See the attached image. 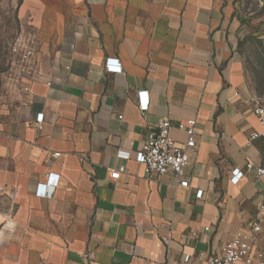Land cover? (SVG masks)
Returning a JSON list of instances; mask_svg holds the SVG:
<instances>
[{
  "label": "crops",
  "instance_id": "0c3cea01",
  "mask_svg": "<svg viewBox=\"0 0 264 264\" xmlns=\"http://www.w3.org/2000/svg\"><path fill=\"white\" fill-rule=\"evenodd\" d=\"M0 2L32 45L0 95V264H209L237 236L264 253V178L247 170L263 161L260 100L243 55L264 46V0ZM191 119L188 186L147 176L149 134L168 120L184 145L176 126ZM49 174L59 184L41 197Z\"/></svg>",
  "mask_w": 264,
  "mask_h": 264
},
{
  "label": "built area",
  "instance_id": "2783aa9c",
  "mask_svg": "<svg viewBox=\"0 0 264 264\" xmlns=\"http://www.w3.org/2000/svg\"><path fill=\"white\" fill-rule=\"evenodd\" d=\"M31 55V51L29 53ZM107 69L113 72H122V66L119 60L108 59ZM260 102L256 105L254 113L257 116L262 130L253 132L250 135V142L257 139L264 140V104ZM43 114L37 117L38 123H42ZM175 126L164 120L158 124L155 131L151 132L143 144L141 150L137 154V162L144 166V171L147 176L157 175L164 176L172 174L179 179L181 187H187L188 182L183 180L184 171L189 162V150L195 147L196 122L194 119L180 122L176 128L184 131L187 134V141L184 145L177 143L172 137V130ZM61 154L55 153L57 158ZM119 156L128 159L130 154L125 151H120ZM247 170L254 171L258 178H264V155L263 161L256 166L252 163L247 165ZM125 172L124 168H120L112 172L113 179H119L121 174ZM233 183L237 184L243 177L244 173L240 169H235L232 172ZM59 184V178L55 174H49L46 182L40 183L37 186L36 194L41 197H46L47 190L55 188ZM202 192H198L197 196H201ZM264 221V202L259 206V213L256 221L253 223V231L258 233L261 230V222ZM209 264H264V253L256 250L253 247V242L244 236H237L230 240L224 247L223 253L220 256L210 258Z\"/></svg>",
  "mask_w": 264,
  "mask_h": 264
},
{
  "label": "rangeland",
  "instance_id": "374dc122",
  "mask_svg": "<svg viewBox=\"0 0 264 264\" xmlns=\"http://www.w3.org/2000/svg\"><path fill=\"white\" fill-rule=\"evenodd\" d=\"M20 32L15 8L9 2H0V95L7 80L13 81L21 70L31 68L32 45ZM243 55L248 78L264 104V46L248 44Z\"/></svg>",
  "mask_w": 264,
  "mask_h": 264
},
{
  "label": "trees",
  "instance_id": "16d2710c",
  "mask_svg": "<svg viewBox=\"0 0 264 264\" xmlns=\"http://www.w3.org/2000/svg\"><path fill=\"white\" fill-rule=\"evenodd\" d=\"M255 90H256V92H257V94H258V97L261 99V96H262V95H260V92L258 93V89L255 88Z\"/></svg>",
  "mask_w": 264,
  "mask_h": 264
}]
</instances>
